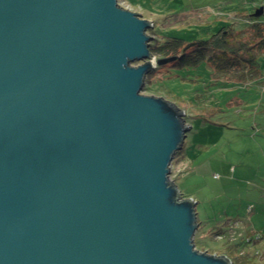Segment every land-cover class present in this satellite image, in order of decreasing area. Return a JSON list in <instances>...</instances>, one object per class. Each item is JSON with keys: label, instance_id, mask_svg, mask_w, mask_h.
I'll use <instances>...</instances> for the list:
<instances>
[{"label": "water", "instance_id": "1", "mask_svg": "<svg viewBox=\"0 0 264 264\" xmlns=\"http://www.w3.org/2000/svg\"><path fill=\"white\" fill-rule=\"evenodd\" d=\"M149 26L117 0H0V264H232L195 248L169 178L189 125L140 93Z\"/></svg>", "mask_w": 264, "mask_h": 264}, {"label": "rangeland", "instance_id": "2", "mask_svg": "<svg viewBox=\"0 0 264 264\" xmlns=\"http://www.w3.org/2000/svg\"><path fill=\"white\" fill-rule=\"evenodd\" d=\"M117 2L152 22L146 33L153 43L170 37H180L185 42L206 39L219 26L236 31L249 25V15H255L261 4L264 7V0ZM260 62L264 71V55ZM171 65L168 62L162 68H152L140 93L174 102L189 125L181 148L170 163L169 178L183 197L196 201L195 248L222 254L232 243L242 240L240 234L245 233L253 239L257 235L262 238L254 242L245 240L235 248L232 245L231 258L242 252L261 254L264 252L263 84L233 83L219 88L223 78L235 80L236 69L217 72L206 62L195 66Z\"/></svg>", "mask_w": 264, "mask_h": 264}, {"label": "trees", "instance_id": "3", "mask_svg": "<svg viewBox=\"0 0 264 264\" xmlns=\"http://www.w3.org/2000/svg\"><path fill=\"white\" fill-rule=\"evenodd\" d=\"M248 19L250 22L245 28L236 31L228 26L218 28L208 38L193 42H185L180 37H170L158 43L150 41L149 49L156 56L155 67L162 68L168 62L172 63L171 66H195L206 62L217 72L236 69L235 81L244 82L261 71L260 60L264 54V21H258L253 14ZM260 238L257 235L255 239ZM239 239L242 240L232 243L234 248L240 243L255 241L245 233L240 234ZM232 244L226 248V252H222L230 258L232 264H248L251 257L259 255L240 252L241 254L231 258L229 253L233 252Z\"/></svg>", "mask_w": 264, "mask_h": 264}, {"label": "crops", "instance_id": "4", "mask_svg": "<svg viewBox=\"0 0 264 264\" xmlns=\"http://www.w3.org/2000/svg\"><path fill=\"white\" fill-rule=\"evenodd\" d=\"M256 6V5H255ZM261 8H262V10H261V14L260 15H262L263 14V16L262 17H260L259 18V16L260 15H258L257 17V19H258V21H260V22H263L264 21V7L262 6V4H261ZM250 16V15H249ZM221 26H219V28H220ZM224 27H226V26H224ZM245 27H247V25L246 26H244L243 28H245ZM242 29V28H241ZM264 55V54H263ZM262 56V55H261ZM261 61V60H260ZM222 78L224 77V75H220ZM223 81L226 83V84H223V83H221L222 85L221 86H218L219 88L220 87H230L231 86V84H233V83H239V84H245V85H248V84H253V83H259V84H263L262 86L264 87V71L262 70V71H260L258 74H256V75H254V76H252L251 78H248L247 80H245L244 82H236L235 80H233V81H230V80H228V81H226L224 78H223ZM221 82V80H219V81H217V84H219ZM261 100L262 101H264V89H262V97H261ZM242 232V231H241ZM242 233H244V232H242ZM261 236V238H262V235H260ZM260 238V239H261ZM233 245V244H232ZM245 264H247V262L245 263ZM248 264H264V252L263 253H259V255L258 256H255V257H251V261L250 262H248Z\"/></svg>", "mask_w": 264, "mask_h": 264}]
</instances>
